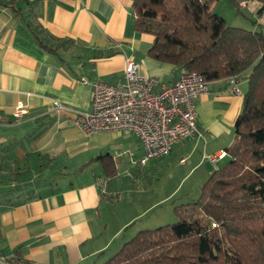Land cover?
<instances>
[{"label": "crops", "instance_id": "crops-1", "mask_svg": "<svg viewBox=\"0 0 264 264\" xmlns=\"http://www.w3.org/2000/svg\"><path fill=\"white\" fill-rule=\"evenodd\" d=\"M132 5L133 0H35L32 9L43 26L73 40L59 55L33 39L20 15L0 6V116L5 119L0 129H5L0 133V264H14L11 258L18 264L104 262L123 244L117 240L128 227L166 199L126 212L125 205L140 202L135 194L146 187L149 166L158 169L177 153L179 164L190 162L188 176L202 168L208 177L224 159L213 163L210 156L226 152L233 142L247 88L240 77L212 81L199 95L202 136L184 139L168 155L147 163L140 162L143 147L134 133L86 134L71 111L58 108L59 102L90 110L91 81H122L128 57L139 62L142 74L167 83L183 71L148 53L153 36L136 30ZM235 81L241 93L234 91ZM20 104L26 112L14 122ZM100 155L112 159L113 173H106Z\"/></svg>", "mask_w": 264, "mask_h": 264}, {"label": "trees", "instance_id": "trees-1", "mask_svg": "<svg viewBox=\"0 0 264 264\" xmlns=\"http://www.w3.org/2000/svg\"><path fill=\"white\" fill-rule=\"evenodd\" d=\"M34 1L0 0V6L20 15L33 39L59 55L73 40L51 34ZM228 1L240 8L253 0ZM257 1L262 13L264 0ZM132 11L136 30L153 36L152 57L209 83L240 77L247 88L233 142L199 195L175 206L179 219L138 230L100 264H264V32L229 24L216 0H133ZM106 156L99 158L111 174L114 162Z\"/></svg>", "mask_w": 264, "mask_h": 264}, {"label": "built area", "instance_id": "built-area-1", "mask_svg": "<svg viewBox=\"0 0 264 264\" xmlns=\"http://www.w3.org/2000/svg\"><path fill=\"white\" fill-rule=\"evenodd\" d=\"M234 81V80H233ZM92 108L83 110L58 102V108L74 114L75 125L84 133L95 131H128L134 133L143 147L140 162L168 155L180 141L202 136L197 123V99L209 91V82L196 71L183 70L170 83L140 72V64L127 58L124 79L91 81ZM233 89L241 93L237 81ZM23 104L17 106L14 117L25 114ZM4 122L0 119V129ZM226 152L210 156L216 163ZM181 162L185 158L180 159Z\"/></svg>", "mask_w": 264, "mask_h": 264}, {"label": "rangeland", "instance_id": "rangeland-1", "mask_svg": "<svg viewBox=\"0 0 264 264\" xmlns=\"http://www.w3.org/2000/svg\"><path fill=\"white\" fill-rule=\"evenodd\" d=\"M261 4L253 0L248 5L243 4L240 8L232 5L228 0H216V11L222 14L229 24L243 26L245 28L262 30L264 32V14H258ZM19 119L14 120V122ZM2 128L0 133H4ZM177 153H173L162 162L158 169L148 167L146 187L141 188L140 193H134L138 201L131 205H125L126 212L134 214L140 210L148 208L153 200L164 196L161 203L155 207L147 209L146 213L136 222L128 227L124 236L118 238V241L130 239L138 230L142 228H154L169 222H175L179 215L175 206L195 199L201 189V185L207 179L206 175L201 174V169L188 176L190 162L187 165H181L178 162ZM171 157V158H170ZM206 164L202 167H205ZM152 172L155 174L152 175ZM156 175V176H155ZM150 188V189H149ZM124 205V204H123ZM121 206H118L119 209ZM124 242V241H123Z\"/></svg>", "mask_w": 264, "mask_h": 264}]
</instances>
